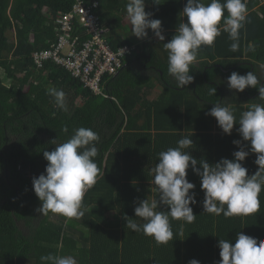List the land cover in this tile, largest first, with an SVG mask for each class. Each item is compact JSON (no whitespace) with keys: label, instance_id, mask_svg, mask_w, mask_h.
I'll list each match as a JSON object with an SVG mask.
<instances>
[{"label":"trees","instance_id":"1","mask_svg":"<svg viewBox=\"0 0 264 264\" xmlns=\"http://www.w3.org/2000/svg\"><path fill=\"white\" fill-rule=\"evenodd\" d=\"M84 2L87 8L96 4L91 13L104 44L113 52L131 50L117 74L103 77L101 94L53 58L41 66L35 60L36 54L56 52L64 15H73L72 40L82 45L93 37L75 14V0H0V264H41L40 257L49 253L73 255L78 264H189L192 259L219 264V239L234 244L241 232L264 240V190L259 211L250 216L204 213L205 194L191 166L186 178L195 185L197 203L190 205L194 222L170 220L174 236L166 244L126 228L127 218L143 223L134 214L139 201L159 199L151 169L158 154L177 147L179 139L192 138L186 151L209 165L233 159L240 150L233 141L238 140L249 151L242 162L248 175L258 170L256 154L239 135V125L226 135L208 112L217 103L231 105L238 123L252 104H264L258 89L237 92L227 83L232 72L253 71L264 82V0H245L247 19L236 52L230 50L233 41L222 19L221 35L198 51L189 73L193 82L182 89L168 73L164 44L180 22H187L182 13L187 0H145V11L162 21L163 41L150 29L147 39L130 37L131 27L124 24L128 0ZM59 55L66 56L64 51ZM50 87L66 93L68 111L56 106ZM65 126L67 133L62 131ZM79 127L99 134L95 159L103 174L84 194V217L41 215L32 179L45 173L43 152L54 150L52 140L64 142Z\"/></svg>","mask_w":264,"mask_h":264},{"label":"clouds","instance_id":"2","mask_svg":"<svg viewBox=\"0 0 264 264\" xmlns=\"http://www.w3.org/2000/svg\"><path fill=\"white\" fill-rule=\"evenodd\" d=\"M153 3L159 4L156 0ZM145 7V0H128L126 13L132 25V35L137 39H147V30L150 29L156 38L163 41L165 37L162 35V21L153 19L152 13L146 12ZM247 11L245 0H210L207 4L203 0H187L182 11L187 22H180L176 34L164 44L168 52L167 70L177 82V89L193 82V76L189 74L190 67L196 62L201 47L212 46L221 35L219 26L222 19L224 31L233 41L230 50L238 51L240 31L246 22ZM227 83L230 90L237 92H243L249 87L256 88L259 99L264 101V82L255 71L245 75L232 72ZM211 89L210 94L215 95V88ZM48 94L54 98L58 108L68 111L66 93L63 90L50 87ZM208 115L216 119L218 127L226 135H231L235 124L239 125V135L250 144L251 153L256 154L255 164L258 170L253 175H248V169L242 162L248 157L249 151L238 140L233 141L240 149L233 153V159L224 158L209 165L205 160L198 161L190 151H186L193 145L192 138L179 139L177 147H170L158 154V163L151 169L152 183L156 186L159 199L139 201L134 214L143 223L127 218V229L143 232L153 237L157 243L166 244L174 236L170 220L194 222L196 216L190 205L197 203L193 191L195 185L186 178L190 166L201 180V190L205 194L204 213L216 216L222 214L229 218L250 216L259 211V196L264 190V104H252L241 113L238 123L231 105L217 103ZM62 131L67 133L68 128L65 126ZM99 140V134L93 129L79 127L73 129V134L66 141H51L55 145L54 150L43 152L47 161L45 173L32 179L34 193L41 201V206L36 209L38 213L47 215L52 212L76 219L84 217V194L103 174L95 159L99 155L96 146ZM218 247L221 257L219 264H264V240L258 242L256 238L237 232L234 244L228 239H219ZM40 260L41 264H78L73 255L49 253L42 255ZM189 264L200 262L192 259Z\"/></svg>","mask_w":264,"mask_h":264},{"label":"built area","instance_id":"3","mask_svg":"<svg viewBox=\"0 0 264 264\" xmlns=\"http://www.w3.org/2000/svg\"><path fill=\"white\" fill-rule=\"evenodd\" d=\"M75 14L81 17L82 24L88 28L87 32L93 37L82 45L78 39H71L73 30L71 20L73 15H64L60 20L63 36L60 37L56 52L45 51L35 55L38 65L43 61L53 58L61 63L66 71L75 79L95 94H101L102 79L106 75H115L123 67V58L130 53L129 47L113 52L102 41V32L97 23V18L91 13L92 8H87L84 0H75ZM59 51H64L66 56L60 57Z\"/></svg>","mask_w":264,"mask_h":264},{"label":"rangeland","instance_id":"4","mask_svg":"<svg viewBox=\"0 0 264 264\" xmlns=\"http://www.w3.org/2000/svg\"><path fill=\"white\" fill-rule=\"evenodd\" d=\"M124 24L127 25L128 27H131V29H129V31H128V34L130 35V37L133 38V39L136 38L134 35H132L133 32H132V25H131L130 21L129 20H126V21H124Z\"/></svg>","mask_w":264,"mask_h":264}]
</instances>
